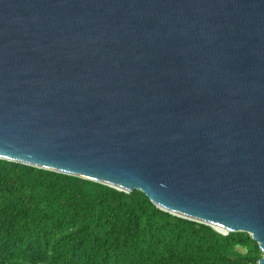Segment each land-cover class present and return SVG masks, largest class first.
Instances as JSON below:
<instances>
[{"label": "water", "instance_id": "95a60500", "mask_svg": "<svg viewBox=\"0 0 264 264\" xmlns=\"http://www.w3.org/2000/svg\"><path fill=\"white\" fill-rule=\"evenodd\" d=\"M0 159L264 254V0H0Z\"/></svg>", "mask_w": 264, "mask_h": 264}, {"label": "trees", "instance_id": "16d2710c", "mask_svg": "<svg viewBox=\"0 0 264 264\" xmlns=\"http://www.w3.org/2000/svg\"><path fill=\"white\" fill-rule=\"evenodd\" d=\"M247 232L222 234L141 192L0 159V264H257Z\"/></svg>", "mask_w": 264, "mask_h": 264}]
</instances>
